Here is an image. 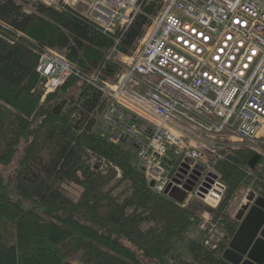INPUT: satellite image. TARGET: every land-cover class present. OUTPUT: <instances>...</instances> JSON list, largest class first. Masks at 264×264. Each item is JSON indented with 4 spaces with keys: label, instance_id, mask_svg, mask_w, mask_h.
<instances>
[{
    "label": "trees",
    "instance_id": "obj_1",
    "mask_svg": "<svg viewBox=\"0 0 264 264\" xmlns=\"http://www.w3.org/2000/svg\"><path fill=\"white\" fill-rule=\"evenodd\" d=\"M147 23L138 15L119 50L131 53ZM117 35L71 9L38 4L26 13L0 0V166L22 149L13 180L0 171V264H232L223 253L241 222L230 202L248 187L264 197L263 157L252 168L256 153L242 148L218 161L228 191L212 214L223 232L213 248L207 229L187 235L202 223L197 209L155 191L132 150L95 130L104 108L95 83L73 75L44 97L31 40L66 49L85 73L111 77ZM65 184L79 188L75 198Z\"/></svg>",
    "mask_w": 264,
    "mask_h": 264
},
{
    "label": "built area",
    "instance_id": "obj_2",
    "mask_svg": "<svg viewBox=\"0 0 264 264\" xmlns=\"http://www.w3.org/2000/svg\"><path fill=\"white\" fill-rule=\"evenodd\" d=\"M15 1L26 13L38 4L71 9L118 34L107 55L120 66L114 76L85 73L54 47L36 71L44 97L73 75L100 88L103 135L134 147L155 191L214 209L228 191L217 168L224 152L250 148L264 157V0ZM140 14L148 23L124 53L118 44ZM175 190L186 192L182 203Z\"/></svg>",
    "mask_w": 264,
    "mask_h": 264
},
{
    "label": "water",
    "instance_id": "obj_3",
    "mask_svg": "<svg viewBox=\"0 0 264 264\" xmlns=\"http://www.w3.org/2000/svg\"><path fill=\"white\" fill-rule=\"evenodd\" d=\"M55 111L60 112L59 106ZM260 158L261 156L256 154L250 160V166L255 167ZM149 185L154 187L155 181H150ZM170 195L182 203L186 192L175 190ZM247 198L248 202L242 205L238 212L241 224L224 251L223 257L232 264H264V197L256 196L255 192H252Z\"/></svg>",
    "mask_w": 264,
    "mask_h": 264
},
{
    "label": "rangeland",
    "instance_id": "obj_4",
    "mask_svg": "<svg viewBox=\"0 0 264 264\" xmlns=\"http://www.w3.org/2000/svg\"><path fill=\"white\" fill-rule=\"evenodd\" d=\"M161 5L160 0H158V2L155 4L156 7H159ZM31 40V39H30ZM30 42H32L33 44L32 49L34 50V52L39 53V57L41 56V54L43 53V51L48 48V47H37V42L34 40H31ZM57 48V47H54ZM62 52H66V49H59ZM120 66L118 67L119 70ZM117 70V71H118ZM96 125H95V130L101 134H104V131L101 129V125H100V115L96 116ZM124 147L132 150L133 152V162L136 164L137 163V158H136V153H135V149L132 146H129L127 144H121ZM264 146V143H263ZM250 149V148H249ZM22 155V149H19L17 155L15 156V158L13 159V161L9 164V165H4V166H0V171L6 176V179H9V177L13 180L14 178V173H16V168L19 165V160L20 157ZM264 158V157H263ZM65 189L67 191V193L72 197L75 198L78 193H79V188L75 187V186H71L69 184H65ZM249 188H251L252 191L253 188L252 187H248L246 189V191L244 193H239V199L238 200H231L230 202V209H232V216L233 218L237 217L238 212L241 210V206L242 204H246L247 203V193H250ZM256 192V191H255ZM257 195H259L256 192ZM192 208L197 209L196 212H199L201 214L202 217V223L200 224V226H195L192 229H190L187 233V235L189 237L192 238H200L201 236L204 235V229H207V234L205 232V234L207 235L209 241L211 243L217 244V242L223 237V232H222V227L220 224L217 223V221L213 222L212 221V214L214 213L215 209L213 208H208L204 203H201L199 201H195L190 205ZM211 217V218H210ZM211 221V223H208V221ZM241 222V219H239ZM150 224H145L146 227H148ZM206 237V238H207ZM183 253H186L184 250H182Z\"/></svg>",
    "mask_w": 264,
    "mask_h": 264
}]
</instances>
